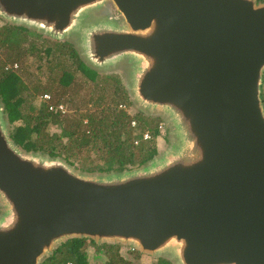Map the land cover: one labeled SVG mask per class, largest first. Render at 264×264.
Returning <instances> with one entry per match:
<instances>
[{"label":"water","instance_id":"obj_1","mask_svg":"<svg viewBox=\"0 0 264 264\" xmlns=\"http://www.w3.org/2000/svg\"><path fill=\"white\" fill-rule=\"evenodd\" d=\"M0 17L80 33L98 67L132 60L134 99L163 111L176 140L142 166L81 173L17 144L0 98V264H41L72 238L177 264H264V1L0 0Z\"/></svg>","mask_w":264,"mask_h":264},{"label":"trees","instance_id":"obj_2","mask_svg":"<svg viewBox=\"0 0 264 264\" xmlns=\"http://www.w3.org/2000/svg\"><path fill=\"white\" fill-rule=\"evenodd\" d=\"M4 27L0 28V36L3 37L0 39V49H4L6 59L16 58L22 64L15 69L7 67L9 63L5 60L0 66V97L12 124L11 137L17 144L27 151L64 156L73 165L81 164L82 170L87 172L131 169L157 156V138L163 136L160 119L141 111L129 112L127 107L132 105L133 99L118 74L103 75L87 66L72 42L53 41V45L43 44L42 47L32 43L28 48L24 44L28 32L33 33L35 39L47 38L20 26L15 27L20 39L16 36L12 39L10 32L14 30L9 31ZM28 52L43 59L47 65L50 75L47 86L38 79L31 82L24 80L26 69L19 58ZM80 71L86 77L79 82ZM71 85L87 87L84 89L86 95L69 93L65 101L59 98L54 102L56 107L45 98L39 105L35 104L39 96L50 94L54 88L62 86V93ZM82 95L85 96L80 102L74 101ZM261 96L264 103V84ZM62 101L75 102L71 112L60 108ZM52 126H56L57 131L51 133L49 129ZM147 132L149 138L144 137ZM86 241L87 238L68 239L41 264H91L85 249ZM97 246L99 249L103 247L107 256L99 264H137L134 259L121 254L118 244L103 243ZM157 264L171 262L159 259Z\"/></svg>","mask_w":264,"mask_h":264},{"label":"rangeland","instance_id":"obj_3","mask_svg":"<svg viewBox=\"0 0 264 264\" xmlns=\"http://www.w3.org/2000/svg\"><path fill=\"white\" fill-rule=\"evenodd\" d=\"M104 11H105L104 13L106 15H109L110 17H113V18H116L119 20L122 18L112 3L106 4V6L104 7ZM90 15L92 16L95 14L91 13L88 16H90ZM86 20H88L87 15L85 16L84 21H86ZM5 25H6V27H4ZM1 27H4V29L8 28L9 31L14 30L13 32H10L11 38L14 39L16 36L17 39H20L19 33L15 32V31H18V29H16V28L20 27L17 24L11 23V22L0 17V28ZM25 28H26V30L30 29L33 32H38L43 37L47 38V40H43L42 38L35 39V35L33 33L28 32L26 34V39L24 42L25 46H28V48L31 46L32 43H36L37 45L42 47L43 44L44 45H53V43H54L53 41H62V42L69 41V42L73 43L74 48H76L79 56L81 57V59L85 62V64L87 66H89L92 69H95L96 71H98L100 74H103V75L104 74H118L122 78V80H123L122 82L126 86L127 92L129 93V95L133 99L132 105L127 107L129 112L130 113H135L138 111L144 112L145 114H147L149 116H153V117L160 119L159 123L164 125L163 129H162L163 136H159L157 138V145L159 148V153L157 154V158H161V157H163L169 153V151L172 149L174 143L176 142L172 124L170 123L169 119L166 117V114L163 113V111L149 110V109L145 108L142 104L138 103L134 99L133 92L131 90V78H132V74H133V71H134L136 65L134 64V62L132 60L123 59L119 63H117L113 66L98 67V66H95L94 64L90 63L87 60V57H86L85 51H84V47H83V41L81 40L80 33L77 32V33H73L71 35H66L65 37L59 38V37H56L54 35L52 36V35L47 34L45 32H41V31L35 29L34 27H28L27 26ZM1 37L2 36H0V39H1ZM1 49H0V66H2L4 64L5 60H7V62L9 63L7 65V67L12 66L15 69L16 68L18 69L22 66V64H20L18 61H16V58L6 59L5 51L3 48H1ZM66 52H68V51H66ZM22 57L23 56H20L19 59H20V61L22 59V61L24 63L23 66L25 65V69H26V72L23 74L24 80L31 82L34 79L35 80L38 79V81H40V83L42 85L47 86L48 82L50 81V75H49L47 65L44 64V60L41 58H36L35 56H33L29 52L26 55L24 54L23 58ZM13 63H15V64L13 65ZM78 75H80L79 82L83 81L84 77H86L82 71H80L78 73ZM76 81H78V80H76ZM102 83H104V81H102ZM60 87H62V86H60ZM60 87H57L58 89L54 88L53 91L49 94V96H50L49 98L48 97L46 98L45 96L44 97L39 96L36 99L35 104L39 105L42 98H45L48 103L50 102L56 107L54 102H56V100H59V98H63L62 100L65 101L66 95H70L69 93L80 92L81 94H85L86 92L84 89L87 88V87H82L80 85H71L64 92L61 93V91H63V90L60 89ZM85 95L77 97L78 99L76 98V100H74V101L77 102L79 100V102H80V99ZM60 96H62V97H60ZM74 101L73 102H63L62 101V103H60L59 105L63 106V110L69 109V112H71L74 105H75ZM8 127H9V130L11 132L12 131V124L10 123L8 125ZM49 131L51 133L57 131V127L52 126V127H50ZM38 153L43 154L44 156H49V157H59L61 160L68 161L66 158H64V156H51L48 153H43V152H38ZM68 162L70 163V161H68ZM73 166L79 172L87 173L85 170H82L81 164H74ZM133 168H135V167H133ZM112 173H114V172H112ZM91 174L100 175V174H106V173L94 171V172H91ZM5 210H6V207H5V205H3V203L0 199V217L5 213ZM93 242L91 241V239H87L86 245H85V249L88 253V258H89V261L91 264H99V263H102L103 261H105L107 259L104 248L101 247V249H99L98 248L99 246H97V245H101L103 243L118 244L121 254L123 256H125L126 258H129L132 260L134 259L137 262V264H157L159 259H166L169 262H171V264H177L176 260L174 258H173L174 259L173 260L170 255H167V253H164L163 255H155V254H151L148 252H143L140 249H137L133 245L127 244L125 242H119V241L97 242V241L93 240Z\"/></svg>","mask_w":264,"mask_h":264},{"label":"built area","instance_id":"obj_4","mask_svg":"<svg viewBox=\"0 0 264 264\" xmlns=\"http://www.w3.org/2000/svg\"><path fill=\"white\" fill-rule=\"evenodd\" d=\"M44 96H45L46 98H47V97H48V98L50 97L49 94H45ZM60 108L63 109V106L61 105ZM163 126H164L163 124H159V127H160V129H161V132H162ZM144 137H145V138H149V137H150V134L147 132V133H145Z\"/></svg>","mask_w":264,"mask_h":264}]
</instances>
